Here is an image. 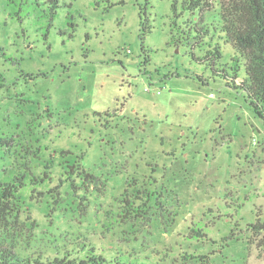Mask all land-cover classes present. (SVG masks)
<instances>
[{"label": "rangeland", "instance_id": "1", "mask_svg": "<svg viewBox=\"0 0 264 264\" xmlns=\"http://www.w3.org/2000/svg\"><path fill=\"white\" fill-rule=\"evenodd\" d=\"M198 16L171 0H0V181H46L11 220L16 250L264 264V120L228 84L233 47L204 60L214 33H183Z\"/></svg>", "mask_w": 264, "mask_h": 264}, {"label": "trees", "instance_id": "2", "mask_svg": "<svg viewBox=\"0 0 264 264\" xmlns=\"http://www.w3.org/2000/svg\"><path fill=\"white\" fill-rule=\"evenodd\" d=\"M176 14L198 13L197 22L192 21L183 33L192 39L205 43L214 33L218 42L204 55V60H221L222 48L219 43L230 44L234 51V76L228 84L248 94L256 114L264 120V0H171ZM58 0H55V5ZM212 16V20H209ZM212 40V38H211ZM243 63V64H242ZM242 65L246 78L239 80L238 73ZM75 166L68 167L72 169ZM79 174V173H77ZM46 180H51L44 176ZM95 176L84 173L80 181L90 182ZM41 177L35 174L19 173L9 181H0V264H149L146 259L117 253L107 256L93 245L76 246L73 250L57 251L53 256L35 253H23L9 243L8 233L22 205L23 194L31 187L45 185ZM33 190H37L34 188ZM254 231H264V223L253 226Z\"/></svg>", "mask_w": 264, "mask_h": 264}]
</instances>
